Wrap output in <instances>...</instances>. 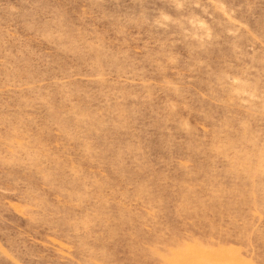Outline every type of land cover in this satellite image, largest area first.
<instances>
[{
	"label": "rangeland",
	"instance_id": "374dc122",
	"mask_svg": "<svg viewBox=\"0 0 264 264\" xmlns=\"http://www.w3.org/2000/svg\"><path fill=\"white\" fill-rule=\"evenodd\" d=\"M0 264H264V0H0Z\"/></svg>",
	"mask_w": 264,
	"mask_h": 264
}]
</instances>
